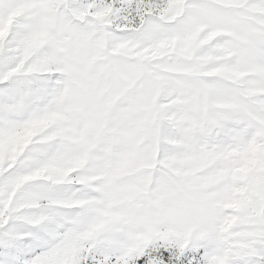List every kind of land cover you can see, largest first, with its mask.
Returning a JSON list of instances; mask_svg holds the SVG:
<instances>
[{
    "label": "snow or ice",
    "instance_id": "snow-or-ice-1",
    "mask_svg": "<svg viewBox=\"0 0 264 264\" xmlns=\"http://www.w3.org/2000/svg\"><path fill=\"white\" fill-rule=\"evenodd\" d=\"M0 264H264V0H0Z\"/></svg>",
    "mask_w": 264,
    "mask_h": 264
}]
</instances>
